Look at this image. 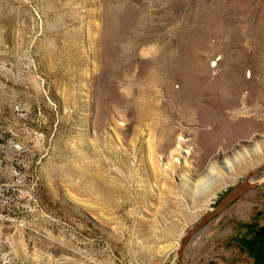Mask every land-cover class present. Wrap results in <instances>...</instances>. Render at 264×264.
<instances>
[{
  "label": "rangeland",
  "instance_id": "obj_1",
  "mask_svg": "<svg viewBox=\"0 0 264 264\" xmlns=\"http://www.w3.org/2000/svg\"><path fill=\"white\" fill-rule=\"evenodd\" d=\"M263 164L264 0H0V264H178ZM261 236L264 180L186 264Z\"/></svg>",
  "mask_w": 264,
  "mask_h": 264
},
{
  "label": "water",
  "instance_id": "obj_2",
  "mask_svg": "<svg viewBox=\"0 0 264 264\" xmlns=\"http://www.w3.org/2000/svg\"><path fill=\"white\" fill-rule=\"evenodd\" d=\"M263 174L264 164L261 165L259 169L250 172L242 182L233 186L231 191L219 201L218 205L208 211L202 217L201 221L186 233L177 250L178 264H186V251L193 238L199 232L205 230L213 219L225 212L231 205L255 189L258 186L259 180Z\"/></svg>",
  "mask_w": 264,
  "mask_h": 264
},
{
  "label": "crops",
  "instance_id": "obj_3",
  "mask_svg": "<svg viewBox=\"0 0 264 264\" xmlns=\"http://www.w3.org/2000/svg\"><path fill=\"white\" fill-rule=\"evenodd\" d=\"M254 249H252V247L250 246V249H249V252H250V254L252 255H255L256 253L253 251ZM256 251V250H255Z\"/></svg>",
  "mask_w": 264,
  "mask_h": 264
},
{
  "label": "bare ground",
  "instance_id": "obj_4",
  "mask_svg": "<svg viewBox=\"0 0 264 264\" xmlns=\"http://www.w3.org/2000/svg\"><path fill=\"white\" fill-rule=\"evenodd\" d=\"M260 180L263 181V180H264V177H261ZM260 180H259V181H260Z\"/></svg>",
  "mask_w": 264,
  "mask_h": 264
},
{
  "label": "trees",
  "instance_id": "obj_5",
  "mask_svg": "<svg viewBox=\"0 0 264 264\" xmlns=\"http://www.w3.org/2000/svg\"><path fill=\"white\" fill-rule=\"evenodd\" d=\"M262 236H263V235H262ZM262 236L260 237V239H261V240H264V237H262Z\"/></svg>",
  "mask_w": 264,
  "mask_h": 264
}]
</instances>
